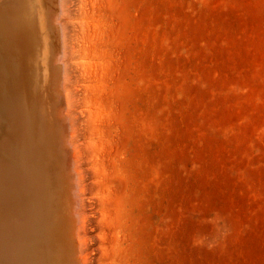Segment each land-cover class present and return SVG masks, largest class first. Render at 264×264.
Masks as SVG:
<instances>
[{"label":"rangeland","instance_id":"374dc122","mask_svg":"<svg viewBox=\"0 0 264 264\" xmlns=\"http://www.w3.org/2000/svg\"><path fill=\"white\" fill-rule=\"evenodd\" d=\"M37 1L62 21L41 94L87 264H264V0Z\"/></svg>","mask_w":264,"mask_h":264},{"label":"bare ground","instance_id":"6f19581e","mask_svg":"<svg viewBox=\"0 0 264 264\" xmlns=\"http://www.w3.org/2000/svg\"><path fill=\"white\" fill-rule=\"evenodd\" d=\"M37 2V0H0V264H87L90 261L89 258V260L86 258L89 251L85 249L87 247L85 244L86 247H82L83 238L87 233H84L87 220L84 219L85 206L81 201L82 197H80L85 191V185L79 181L74 183L72 179L75 177L72 179L67 177L66 181L63 179L65 184L63 187L61 186L62 188L60 187L61 189L59 184L57 185L59 175H57V165L54 160L59 157L55 156V146L49 130V119L47 120V114V118L44 115L46 111L44 112L41 94V76L45 80L44 71L46 70L43 65L44 60H42L44 58L42 53L44 52L42 51L44 34L42 33L44 29L47 32V30L53 29L54 23L61 24L62 21L60 19L54 22V18L57 17L54 15V4V6L49 3L47 5L44 0V5L49 7L43 13L41 10L43 7L39 6V3L42 2ZM56 26L54 27L56 28ZM55 37L58 35L55 34ZM50 42L52 44V41ZM57 42L58 45L59 41L57 40ZM61 44L63 45L61 54H64L66 43L63 40ZM54 45L52 44L51 47ZM49 51L48 53H50ZM59 51L61 52L60 49ZM54 52L57 55V51ZM53 54H51L49 62L52 61ZM51 74L54 86L52 85L51 93L47 92L51 97L48 99H52V95L55 98L59 97L58 90H60L57 89L59 75L56 78L54 77L55 73ZM63 75L61 78L64 77V80L60 79L63 80L61 95L63 96L64 93L63 98H65L69 97L70 90L66 84L67 74ZM62 103L64 102L62 101ZM58 108L55 110L58 111ZM64 112L67 111L64 110ZM54 117L57 124L62 125L59 115H54ZM67 138L69 140V136ZM68 143L70 144V141ZM71 144L68 146L70 147ZM74 145L76 146V144ZM47 165L55 168L49 177L46 176L48 173L44 171ZM78 165L74 166L73 163V170L75 169L76 176H81ZM72 193L80 198H75L80 200V204L78 201L76 202L80 207L77 205L76 207L79 208L77 211L75 210L79 220L74 215L76 212H73L75 204ZM85 251H88L87 256H85Z\"/></svg>","mask_w":264,"mask_h":264}]
</instances>
